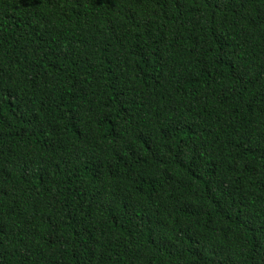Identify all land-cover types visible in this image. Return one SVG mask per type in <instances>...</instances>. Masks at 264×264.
<instances>
[{"label":"trees","instance_id":"1","mask_svg":"<svg viewBox=\"0 0 264 264\" xmlns=\"http://www.w3.org/2000/svg\"><path fill=\"white\" fill-rule=\"evenodd\" d=\"M0 264H264V0H0Z\"/></svg>","mask_w":264,"mask_h":264}]
</instances>
